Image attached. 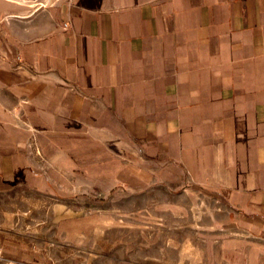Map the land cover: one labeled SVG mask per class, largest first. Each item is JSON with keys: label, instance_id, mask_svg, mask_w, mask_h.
Masks as SVG:
<instances>
[{"label": "crops", "instance_id": "1", "mask_svg": "<svg viewBox=\"0 0 264 264\" xmlns=\"http://www.w3.org/2000/svg\"><path fill=\"white\" fill-rule=\"evenodd\" d=\"M19 185L58 216L0 229V264H134L100 251L109 214L183 200L202 264H264V0H0V190Z\"/></svg>", "mask_w": 264, "mask_h": 264}, {"label": "rangeland", "instance_id": "2", "mask_svg": "<svg viewBox=\"0 0 264 264\" xmlns=\"http://www.w3.org/2000/svg\"><path fill=\"white\" fill-rule=\"evenodd\" d=\"M55 203L43 190L26 185L0 190V229L37 240L48 233L58 216L53 212ZM181 204L173 211L140 206L109 214L105 223L110 226L104 234L108 241L100 244V251L124 254L134 264H202L197 237L203 233L192 222L200 216L201 205L190 211L189 201Z\"/></svg>", "mask_w": 264, "mask_h": 264}]
</instances>
